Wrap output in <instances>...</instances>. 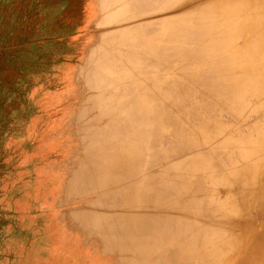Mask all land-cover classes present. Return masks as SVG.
<instances>
[{
    "label": "rangeland",
    "instance_id": "obj_1",
    "mask_svg": "<svg viewBox=\"0 0 264 264\" xmlns=\"http://www.w3.org/2000/svg\"><path fill=\"white\" fill-rule=\"evenodd\" d=\"M220 1L0 0V264H243L264 243V92L223 53L255 67L264 45L195 17Z\"/></svg>",
    "mask_w": 264,
    "mask_h": 264
},
{
    "label": "bare ground",
    "instance_id": "obj_2",
    "mask_svg": "<svg viewBox=\"0 0 264 264\" xmlns=\"http://www.w3.org/2000/svg\"><path fill=\"white\" fill-rule=\"evenodd\" d=\"M179 3H182V0H180ZM225 4L229 7H225ZM253 8H257L258 11H264V0H221L213 6V20L215 21L213 24L206 20V16L203 11L197 12L195 17H198L201 21L203 20L202 23L207 26L209 31L212 33L214 31L217 35L228 37V35L231 34L236 36L241 41L247 38L249 40L254 37V41L251 39V43L243 46L245 52H250L252 48L257 49L259 47L257 46L258 44H261L260 47L262 48L264 45V27L260 29H253L256 24L264 25L263 16L258 13L256 17H253V19L251 18V22L249 20V23L247 21L248 19L241 15L242 11L252 10ZM215 43L219 45L218 42ZM239 51L241 52L240 49L235 47L233 48L230 43H228V48L223 49V53L226 58L233 55L239 56L240 59L242 57V64L240 68L228 66V69L237 74L236 76L238 77L240 75L245 76L244 83L241 87L248 89L252 85H259L260 89L264 92V57L261 56L259 51L250 55L249 60L256 63V66L253 67L246 61L247 58L244 57L245 55L242 52L239 53ZM262 51L264 52V48ZM257 63L259 66H257ZM256 79L258 80L257 82ZM235 85L239 87L238 79L236 80ZM262 240H264V236ZM243 264H264V243L253 245L249 251L246 261Z\"/></svg>",
    "mask_w": 264,
    "mask_h": 264
}]
</instances>
